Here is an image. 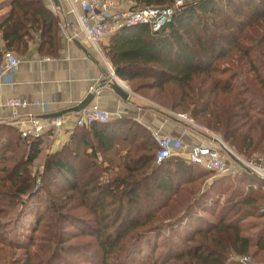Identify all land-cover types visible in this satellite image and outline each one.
I'll list each match as a JSON object with an SVG mask.
<instances>
[{"label":"trees","instance_id":"16d2710c","mask_svg":"<svg viewBox=\"0 0 264 264\" xmlns=\"http://www.w3.org/2000/svg\"><path fill=\"white\" fill-rule=\"evenodd\" d=\"M173 1L136 0L140 8ZM57 25L44 0H12L9 15L0 21L5 52H27L34 33L40 46L55 48ZM104 50L117 77L135 92L155 91L151 101L188 113L240 155L264 153V0H186L159 30L145 23L126 26ZM42 141L0 123V215H8V207L11 215L20 197L32 196L36 178L30 167ZM157 150L152 132L137 120L127 122L113 142L99 145L89 137V127L78 126L71 143L45 161L47 206L28 236L26 256L14 264H248L247 257L264 264V178L246 172L206 189L212 172L178 155L157 163ZM105 162L138 176L119 204L102 215L81 190L79 169L85 167L90 181ZM3 228L0 223V244L8 241ZM37 233L50 244L40 251L64 249L49 261L31 252ZM80 236L92 240L87 252L93 257L71 263L61 252Z\"/></svg>","mask_w":264,"mask_h":264},{"label":"crops","instance_id":"0c3cea01","mask_svg":"<svg viewBox=\"0 0 264 264\" xmlns=\"http://www.w3.org/2000/svg\"><path fill=\"white\" fill-rule=\"evenodd\" d=\"M11 2L12 0H0V21L9 15ZM44 2L58 19L54 37L55 48L46 50L40 46V36L34 33L27 52H14L19 58L18 67L0 81V123L8 122L18 128H29L31 125L28 119L33 115L38 117L47 129L38 159L42 160V169L49 155L61 151L71 143L81 112L57 117L61 122L57 128L51 126V120L56 118L48 115L74 107L93 91H96L97 96L91 105L98 104L111 114L108 125L95 124L89 127V137L98 145L113 142L122 129H126V123L132 120H137L150 129L153 136L155 133L172 135L191 142H196L202 137L187 123L171 116L168 110L130 90L126 81L121 80L131 94L127 102L108 85L96 90L112 75L104 54L97 52L83 35L74 37L77 24L75 16L70 13L68 0H60L59 5L53 0ZM110 39L111 36L102 40V46L106 47ZM6 50L7 45L2 36V55ZM100 50L103 51L101 47ZM11 98H19L26 103L24 107L18 108L17 115H14V110L7 104ZM87 151H91L90 146ZM97 156L101 161L102 155L98 153ZM99 176L115 180L119 176L122 179H136L138 175L124 170L120 165L113 166L105 162L103 172Z\"/></svg>","mask_w":264,"mask_h":264},{"label":"built area","instance_id":"2783aa9c","mask_svg":"<svg viewBox=\"0 0 264 264\" xmlns=\"http://www.w3.org/2000/svg\"><path fill=\"white\" fill-rule=\"evenodd\" d=\"M68 2L70 13L76 18L77 32H75L74 37H78L80 34L83 35L86 41L101 54L99 43L102 40L114 35L126 26L139 23L149 24L157 31L173 20L175 12L186 3V0H174L166 7L147 8L137 6L136 0H68ZM1 38L2 31L0 30V40ZM104 59L113 73L114 68L110 66L109 58L104 55ZM18 65V56L11 51L5 52L0 62V81L5 75L14 71ZM7 104L14 110V115H17L19 107L26 105L19 98L9 99ZM168 113L184 121L194 130L200 128L187 114L170 110H168ZM110 119L111 114L109 111L98 104H93L81 112L76 124L77 126L91 127L95 124L108 123ZM28 120L31 127L19 128L22 136L44 138L47 129L41 124L40 119L30 115ZM60 125V119L51 120V126L54 128ZM206 132L208 136L203 135L196 142L177 139L172 135L155 133L154 137L158 143L156 162L161 163L173 155H178L184 158L187 163L198 165L216 176L233 175L235 177L251 172L260 178H264V155H255L250 159H244L224 143L225 141L218 135L212 133L209 129H206ZM218 144L233 156L235 160L233 164L227 163L218 148Z\"/></svg>","mask_w":264,"mask_h":264},{"label":"rangeland","instance_id":"374dc122","mask_svg":"<svg viewBox=\"0 0 264 264\" xmlns=\"http://www.w3.org/2000/svg\"><path fill=\"white\" fill-rule=\"evenodd\" d=\"M102 48L103 51L102 53L105 55V50L104 46H102V42L99 43V48ZM106 56V55H105ZM228 63L226 60H223L222 65L229 67L227 65ZM229 74H227L224 77H228ZM244 77H252V74L246 76L243 74ZM122 80V79H120ZM241 82V81H240ZM138 83V82H136ZM133 88V86H130ZM134 91L133 89H131ZM155 91H148L144 90L143 92H140V94L146 98V99H151L153 100ZM148 97V98H147ZM155 105L160 106V108H163L160 104H157L155 101H153ZM166 109V108H163ZM168 110V109H166ZM170 110V109H169ZM185 114V113H184ZM189 117H191L188 113H186ZM192 118V117H191ZM193 119V118H192ZM193 121L198 124L194 119ZM199 125V124H198ZM199 129H195L197 133H200L202 136L207 135L206 129L207 127L203 125H199ZM210 130V129H209ZM211 131V130H210ZM212 133H215L211 131ZM218 135L221 139L222 137ZM208 136V135H207ZM226 143V142H224ZM227 144V143H226ZM1 145V144H0ZM228 145V144H227ZM229 146V145H228ZM230 147V146H229ZM218 148L221 150L225 160L229 164H233L235 162L233 156H231L220 144H218ZM231 148V147H230ZM232 149V148H231ZM234 150V149H232ZM235 151V150H234ZM236 152V151H235ZM238 153V152H236ZM240 155V154H239ZM255 155H264V153H256ZM254 155V156H255ZM40 156V155H39ZM244 159H250L248 157H245L243 155H240ZM253 157V156H252ZM251 157V158H252ZM39 159V158H38ZM36 160L35 163L30 167L31 174L36 178V181L34 183V187L32 189V196L25 195L23 197H20L19 202L12 208V212L10 215V207L6 208V210L9 212L8 215H0V223L4 226L3 230L8 241L6 242L9 243L10 245L6 244H0V264H14L16 263L17 260L21 261L25 256L27 252V245L29 239L28 236L32 235L34 229L37 226L38 223V214H41L43 212V209L47 206V192L44 189L43 186V181L41 177V173L43 172L42 169V160ZM84 166V165H83ZM85 167H80L79 169V178L81 181V190L85 192L87 195L89 201H94L98 204L99 211L102 215H106V213H109L112 211L113 207H116L119 203V197L122 191L128 187V185L135 179H131L130 177H127L125 179H122L120 176L117 177L115 180L110 179V178H100L98 176L97 178H94L90 181H88L86 173H85ZM213 176H210L208 179L207 183L205 184V188H209L211 184H213L215 181L221 179L222 177L227 178L225 181L226 184L229 183L230 181H235L238 178L233 177V175H225V176H216L215 174H212ZM119 179V180H118ZM223 179V178H222ZM230 179V180H228ZM122 183L123 185H121ZM220 185L222 182L219 183ZM218 184V185H219ZM62 185V183H61ZM229 186V185H227ZM226 186V187H227ZM219 187V186H218ZM120 191L118 192V190ZM9 193H11L10 189H8ZM214 191L217 192V188H214ZM118 192V196H117ZM221 194V193H220ZM220 194H217L218 197H220ZM226 194H222V201L225 199ZM194 202V201H193ZM192 202V203H193ZM7 204V202H6ZM251 220V219H250ZM69 229H72L69 227ZM41 234L37 233L35 235L36 239V246H32L30 248L31 252L39 251L37 254L38 255H45L46 260H51L53 258V255H56L58 252L63 250V247L56 248L52 247L50 248V252L44 253L40 251L42 248L48 247L50 244H47L46 241V236H43V233ZM56 243V242H55ZM80 244V245H79ZM68 247V251L66 253L61 252L62 257L66 258L67 261L73 263L77 259V257H80L82 259H86V257H93L92 252H87V249L92 247L93 242L88 236H80L77 238L70 239L68 242L65 244ZM54 248V249H53ZM82 248V249H81ZM81 249V250H80ZM93 250V249H92ZM75 251H81L75 256L72 254L75 253ZM37 256V255H35ZM80 259V261H84ZM246 263L248 264H254L253 259L251 257L246 258ZM88 264H93V262H87ZM83 264V263H81Z\"/></svg>","mask_w":264,"mask_h":264},{"label":"water","instance_id":"95a60500","mask_svg":"<svg viewBox=\"0 0 264 264\" xmlns=\"http://www.w3.org/2000/svg\"><path fill=\"white\" fill-rule=\"evenodd\" d=\"M55 1V3L57 5L60 4V0H53ZM116 73L113 70L112 75H110L108 81H103V83H101L99 85V87L96 89H101L102 87L105 86H109L112 90H114V92L125 102L129 101L130 99V92L127 90V88L121 83V80L118 79L116 77ZM97 94L96 91H93L91 93H89L82 101H80L77 105H75L74 107L65 109L63 111L48 115L51 116L53 118H57V117H61L67 113H71V112H82L83 110H85L87 107H89L93 101L95 100Z\"/></svg>","mask_w":264,"mask_h":264}]
</instances>
